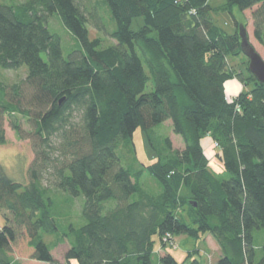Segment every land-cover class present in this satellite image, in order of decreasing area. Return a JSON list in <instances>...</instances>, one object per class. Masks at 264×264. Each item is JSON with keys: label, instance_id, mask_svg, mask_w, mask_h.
<instances>
[{"label": "trees", "instance_id": "16d2710c", "mask_svg": "<svg viewBox=\"0 0 264 264\" xmlns=\"http://www.w3.org/2000/svg\"><path fill=\"white\" fill-rule=\"evenodd\" d=\"M101 1L113 31L106 32L98 6L81 0L0 3V67H27L23 81H0V144L6 115L22 138L16 115L29 118L36 136L28 184L0 164V264H153L154 239L166 245L165 236L174 241L178 234L212 235L222 251L216 264H264L254 236L264 229V85L248 65L239 72L228 60L244 54L237 10L256 8L254 36L264 46V0ZM218 13L233 17V32L216 22ZM55 14L81 43L68 58L48 26ZM138 17L144 22L134 30ZM88 24L115 43L91 39ZM235 78L244 87L232 97L226 83ZM168 120L184 149L156 132ZM138 129L155 157L125 167L120 146L134 144ZM206 137L218 144L220 172L206 154ZM51 172L53 188L42 183ZM146 174L159 191L147 189ZM54 190L70 197L58 199L66 204L84 198L85 222L62 232L71 244L63 261L42 236L60 233ZM160 264L185 262L168 252Z\"/></svg>", "mask_w": 264, "mask_h": 264}, {"label": "rangeland", "instance_id": "374dc122", "mask_svg": "<svg viewBox=\"0 0 264 264\" xmlns=\"http://www.w3.org/2000/svg\"><path fill=\"white\" fill-rule=\"evenodd\" d=\"M24 1L25 0H0V3L18 5ZM81 1L86 7L90 9H93V6H98L96 9L99 11V13L102 14L103 22L106 27V32L113 31L116 29V23L112 17L109 8L107 7V5L104 4V2H102L101 0ZM210 1L213 6H220L224 4L226 0ZM255 9L256 8L246 10L242 14L238 13L237 10L236 16L240 22L247 24L249 39L255 46L257 51L264 58V46H262L254 36L253 11ZM215 20L218 24L222 25L227 31L233 32L236 29L235 21H233V17H231L229 14L218 13L215 17ZM143 22L144 19L142 17L134 19L132 28L134 30H138L143 25ZM48 26L52 32L60 36L63 53L66 58H68L72 52L78 51L82 48L79 40L74 36V34L70 30H68L64 26V24L59 18V15H53L49 20ZM88 29L90 32L91 39L97 37L104 39V46H108L110 44L115 43V40H113V38H111L109 35L106 36V32L97 30L92 24H88ZM228 60L231 67L237 69L239 72L245 71L249 63L248 58L244 54H240L236 57L230 56ZM26 76L27 67L25 66L17 70H6L0 67V81L6 85H13L15 83L21 82L26 78ZM235 79L239 81L238 85L241 89V92L244 86L239 80V78ZM152 88L153 84L150 81L146 88V91L150 92ZM246 89L248 90L250 88ZM16 117L22 130V135H24V138L20 137L19 133L13 128L12 119L14 118L10 117L9 115H6L4 118L2 117L3 127L6 133V143L0 144V164L4 167L5 173L8 177L15 180L16 182L28 184L31 181L29 170L36 158V152L34 149V140L36 136H34L33 134L34 128L29 118H26L20 114H17ZM76 120L77 122H80L81 119L77 116ZM155 130L162 136H170L174 148H179L181 150L185 148V144L182 137L174 133L171 120H168L166 123L159 125L155 128ZM207 142L209 143V147L207 145ZM157 143L159 144V140L157 141ZM203 144L207 145L206 147L210 149V151H208V154H210V156L212 154H215L216 146L211 138L206 137L203 141ZM119 156L121 158L122 164L125 167L131 166L137 169L140 166V162H152V159L155 157V154L151 150V146L141 129H138L134 134V144L127 141L123 142L119 149ZM211 164L212 166H214V169L216 171L220 172L222 165L218 158L212 161ZM54 178L55 176H53L52 172L44 173L42 177V183L45 186L52 187L51 183L53 182ZM143 181L149 191H159L158 183L153 180L149 175L146 174L143 178ZM184 191L185 190H183V192ZM53 198L56 199L54 204L55 212H61L57 216L58 218L56 217L60 227V233L49 234L42 232V236L44 238L43 240L45 241V243H47L51 247V251L54 257L63 260L65 258V254L71 247V244L69 239L66 238L64 240L65 236L62 235V232H64L67 229L68 225H70L71 223L77 226L82 225L85 222L82 214L84 198H75L72 200V202L70 201V204H66L59 200L65 199L68 201L70 197L58 190L53 191ZM111 204H113V202H111ZM4 224L5 219L2 216L0 209V229L4 226ZM254 236L256 243L264 246V229L256 230L254 232ZM205 239L203 237L193 238L186 234H178L174 236L173 245H163L160 242L159 237L157 236L154 240L156 241V249L160 251L154 255L153 264H160V254L168 252L173 254L178 261H184L185 264H194L193 262L196 259L201 261V264H209V262L212 261L213 257H215L216 260L219 257H216V255L218 254V249L216 247L215 242H213L215 240L209 238L207 240V243H205ZM189 253H191V256H188ZM73 264H77V262L73 261Z\"/></svg>", "mask_w": 264, "mask_h": 264}, {"label": "water", "instance_id": "95a60500", "mask_svg": "<svg viewBox=\"0 0 264 264\" xmlns=\"http://www.w3.org/2000/svg\"><path fill=\"white\" fill-rule=\"evenodd\" d=\"M239 34L242 51L249 60L248 68L257 81L264 85V58L250 41L247 27L243 23L239 26Z\"/></svg>", "mask_w": 264, "mask_h": 264}, {"label": "crops", "instance_id": "0c3cea01", "mask_svg": "<svg viewBox=\"0 0 264 264\" xmlns=\"http://www.w3.org/2000/svg\"><path fill=\"white\" fill-rule=\"evenodd\" d=\"M238 83H239V81L237 79H232V80H230V81H228L226 83V90H227V93H228L229 96H235V95H237L240 92L241 89L239 88ZM240 84H241V82H240ZM207 145L209 147V143L208 142H207ZM208 149L209 148L206 147V154H208V151H210V149L209 150ZM208 156H209V158L211 160V163H212V161H214L216 159V157L214 156V154H212L211 156H210V154H208ZM205 238H206L205 239V243H207V240L209 238H212L213 240H215L212 235H207ZM213 242H215L216 247L218 249V254L216 255V257L217 256H219V257L217 258V260H216L215 257H213L212 261H210L209 264H216L218 262L219 258L222 256V251H221L220 246L218 245V243L216 242V240L213 241ZM159 251L160 250L157 249V252H159ZM59 260H61V259H59ZM63 260H61V261H63Z\"/></svg>", "mask_w": 264, "mask_h": 264}, {"label": "built area", "instance_id": "2783aa9c", "mask_svg": "<svg viewBox=\"0 0 264 264\" xmlns=\"http://www.w3.org/2000/svg\"><path fill=\"white\" fill-rule=\"evenodd\" d=\"M215 146L217 147L218 144L215 143ZM168 237H169L168 235L165 236V237H164V241H165L167 244H171V245H173V244H174V241L169 240Z\"/></svg>", "mask_w": 264, "mask_h": 264}]
</instances>
